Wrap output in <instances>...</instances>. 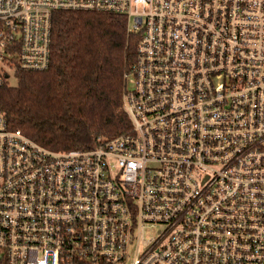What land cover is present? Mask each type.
I'll return each instance as SVG.
<instances>
[{
	"label": "built area",
	"instance_id": "1",
	"mask_svg": "<svg viewBox=\"0 0 264 264\" xmlns=\"http://www.w3.org/2000/svg\"><path fill=\"white\" fill-rule=\"evenodd\" d=\"M56 10L141 33L132 129L53 150L0 110V264H264V0H0V85L49 66Z\"/></svg>",
	"mask_w": 264,
	"mask_h": 264
},
{
	"label": "trees",
	"instance_id": "2",
	"mask_svg": "<svg viewBox=\"0 0 264 264\" xmlns=\"http://www.w3.org/2000/svg\"><path fill=\"white\" fill-rule=\"evenodd\" d=\"M123 13L56 10L49 66L20 69L0 85V110L10 127L53 150H87L132 129L124 107L126 75L140 32Z\"/></svg>",
	"mask_w": 264,
	"mask_h": 264
},
{
	"label": "rangeland",
	"instance_id": "3",
	"mask_svg": "<svg viewBox=\"0 0 264 264\" xmlns=\"http://www.w3.org/2000/svg\"><path fill=\"white\" fill-rule=\"evenodd\" d=\"M17 82L16 78H12L11 83L15 84ZM161 228V225H155L152 227H147L146 228V237L150 238L151 236H154L157 234L158 230Z\"/></svg>",
	"mask_w": 264,
	"mask_h": 264
}]
</instances>
